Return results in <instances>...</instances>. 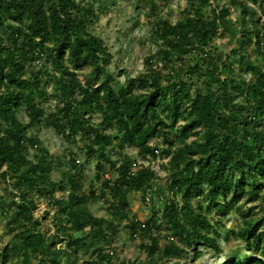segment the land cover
Here are the masks:
<instances>
[{
	"label": "trees",
	"instance_id": "trees-1",
	"mask_svg": "<svg viewBox=\"0 0 264 264\" xmlns=\"http://www.w3.org/2000/svg\"><path fill=\"white\" fill-rule=\"evenodd\" d=\"M105 1L0 0V169L12 195L0 207L13 232L0 264L15 258L69 264L65 256L90 247L96 258L85 264H194L204 249L223 252L220 239L233 238L259 255L236 253L228 264H264V212L253 215L258 205L264 210V66L249 54L253 45L264 58V0H227L242 10L237 21L223 0H187L177 23L156 22L157 52L121 85L109 71L107 44L89 30L97 7L108 8ZM236 31L238 48L222 58L216 39ZM34 62L40 66L28 73ZM236 62L252 79L234 75ZM52 81L57 106L48 109ZM22 108L28 120L20 117ZM41 124L97 160L88 192L85 165L72 150L69 158H54L37 134ZM128 147L137 156L167 157L165 177ZM109 170L116 175L106 176ZM58 189L66 194L58 196ZM132 192L157 197L158 214L144 221L132 216ZM42 198L54 209L65 247L40 229L35 211ZM100 200L107 217L91 209ZM231 213L242 217L241 226L224 222ZM160 219L172 234L155 231ZM122 223L132 238L143 239L147 259L116 262L106 251Z\"/></svg>",
	"mask_w": 264,
	"mask_h": 264
},
{
	"label": "rangeland",
	"instance_id": "rangeland-1",
	"mask_svg": "<svg viewBox=\"0 0 264 264\" xmlns=\"http://www.w3.org/2000/svg\"><path fill=\"white\" fill-rule=\"evenodd\" d=\"M152 1L156 2V6L152 9ZM108 4L107 9L97 7L98 17L94 23L89 26V30L101 37L107 44L111 54L112 60L109 64V71L115 76L117 85H121L129 77L136 76L146 69L147 58L155 54L159 48V45L154 41L153 32L155 24L158 20H167L170 23H177L183 17V10L187 5V0H169L161 2L159 0H106ZM222 3L227 4L231 9L232 18L237 21L242 16V10L238 6L231 5L227 0H223ZM258 9H260L258 7ZM261 10V9H260ZM263 11V10H262ZM261 11V12H262ZM264 14V11L262 12ZM237 25V24H236ZM238 26V25H237ZM239 29V26L237 27ZM239 31L235 33H229L226 36L216 39V46L218 48L217 54L225 58L227 54H230L232 49L238 48ZM249 54L251 60L264 66V58L255 51V47L252 45L249 48ZM189 55L186 61L191 59ZM40 66L39 62H34L27 72L31 73L35 68ZM70 66H72L70 64ZM161 66V64H159ZM90 67H86L80 71V77L84 78L89 72ZM226 75V73H225ZM234 75L239 78H245L246 80L252 79V73L248 72L243 66H240L238 62L235 64ZM53 81L48 86V92L50 98L44 102V105L48 109H55L57 106L56 98L52 95ZM19 115L22 119L28 120L25 112V108L19 110ZM94 120L99 122L101 114L96 113L93 116ZM37 134L42 140L44 145L49 149L54 158L67 156L72 150L76 154V158L81 164L85 165L86 179L84 181V190L89 191L92 177L96 173L97 160H88L87 155L81 150V143L72 144L65 140V138L51 126L41 124L37 129ZM153 144H158L160 148L164 149L165 144L160 139H153ZM127 151L132 156H136L139 163L153 166L160 176L165 177L162 163L167 162V157H159L153 159L150 157L137 156V152L133 147H128ZM69 158V156H67ZM136 168V167H135ZM2 169H0V202L4 199L12 200L11 193H7L6 189L10 188L1 176ZM116 173L110 171L106 173L108 177H114ZM53 178L57 181L61 180L63 176L59 171H55ZM162 184V181H158ZM97 188L98 183L96 184ZM58 196L66 194L65 191L58 189L56 191ZM165 194L168 195V192ZM131 202V215L136 216L140 220L144 221L147 218H151L155 213L158 214L161 202L157 197L154 201L145 198L141 192H132L128 195ZM250 205H245L248 208ZM91 209L94 214L98 216H109L107 211V205L103 200L91 204ZM15 207L12 208L13 213ZM50 211V214H46V211ZM264 212L263 207L258 205L253 215H261ZM36 216L41 220L40 229L50 236H54L57 245L65 247V243L61 242V237L57 235L55 230L56 226L54 221V209H51L45 198L38 201V208L35 211ZM9 218H6L0 207V251L6 245H10L13 242V232L8 228ZM224 222L229 225L241 226L242 217L237 213H231ZM159 228L156 232L162 235H169L172 232L168 229L167 225L160 219ZM165 239L163 238L162 243ZM220 244L223 248V252H216L212 248L204 249L203 256L200 257L194 264H228V259L231 260L235 254H247L249 256L259 255L258 251L249 249L244 241L233 238L231 241L220 239ZM143 239L141 237L132 238L131 230L126 227L125 223L120 225V231L113 244L107 246L106 251L113 254L114 260L119 262L121 260H145L147 259L146 252L142 249ZM92 247L89 249H83L79 254L70 253L68 257H64V261H68L69 264H85L87 261L93 260L96 257L90 254ZM193 253L189 255L191 259ZM12 264H25L22 259L11 260ZM8 263V264H11ZM168 264V263H166ZM235 264V263H234ZM259 264V263H258Z\"/></svg>",
	"mask_w": 264,
	"mask_h": 264
},
{
	"label": "built area",
	"instance_id": "built-area-1",
	"mask_svg": "<svg viewBox=\"0 0 264 264\" xmlns=\"http://www.w3.org/2000/svg\"><path fill=\"white\" fill-rule=\"evenodd\" d=\"M262 12H263V11H262ZM262 12H260V15L262 16V19H263V21H264V14H263ZM147 199L149 200L148 197H147Z\"/></svg>",
	"mask_w": 264,
	"mask_h": 264
}]
</instances>
